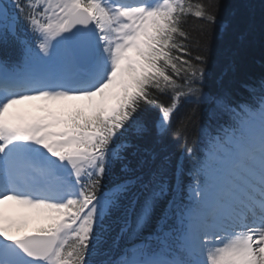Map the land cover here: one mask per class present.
Wrapping results in <instances>:
<instances>
[{
  "label": "snow or ice",
  "instance_id": "snow-or-ice-1",
  "mask_svg": "<svg viewBox=\"0 0 264 264\" xmlns=\"http://www.w3.org/2000/svg\"><path fill=\"white\" fill-rule=\"evenodd\" d=\"M7 201L0 264H264V0H0Z\"/></svg>",
  "mask_w": 264,
  "mask_h": 264
},
{
  "label": "trees",
  "instance_id": "trees-1",
  "mask_svg": "<svg viewBox=\"0 0 264 264\" xmlns=\"http://www.w3.org/2000/svg\"><path fill=\"white\" fill-rule=\"evenodd\" d=\"M193 3L197 2V0H192ZM202 2V0H201ZM224 4H225V9L226 10H230L232 9L235 5L239 4L241 2V0H223ZM254 2L258 5L260 3V0H254ZM189 31H192V21H191V18H190V23L189 25L187 26ZM255 61H256V64H255V70L256 71H259V63H260V55H259V52L257 51L255 54ZM78 100H69L67 103H62V102H48V106L50 108H52L53 111L59 113V114H67L68 112H72V111H75L76 109H79L78 107H75L74 104L77 103ZM65 107V110H63L62 108ZM197 134V131H196V127L194 126L193 129L191 130L190 132V138H194ZM200 147V152L203 154L204 150L206 147H208V141L205 140L203 144L199 145ZM174 151L176 152L177 155H180V148H179V142L177 144L174 145ZM185 166L187 168H191L192 167V164L190 161H185ZM48 221V220H47ZM49 223L51 221H48ZM48 222H38V223H35V225H47Z\"/></svg>",
  "mask_w": 264,
  "mask_h": 264
},
{
  "label": "rangeland",
  "instance_id": "rangeland-1",
  "mask_svg": "<svg viewBox=\"0 0 264 264\" xmlns=\"http://www.w3.org/2000/svg\"><path fill=\"white\" fill-rule=\"evenodd\" d=\"M99 100H100V97H96L92 101H88V100H80V101H81V105L83 106V108L88 110L90 105L98 103ZM26 104L28 106H30V104H34V103L32 101H29V102H25L24 104H21V105H26ZM14 109H18V106H16V108H14ZM14 109H12V110H14ZM29 114L31 115L30 108L22 110L20 112V115H23V116H26V117H28ZM1 207L6 212V215H7L6 217H8L10 219H13L15 216H18L22 220L24 215H29L32 212H34V213H32L34 215L35 214H39L40 215V213L42 212V210H39V211L38 210H33V209L28 208L25 205H21V204L15 202V201H7L4 205L0 206V208ZM23 227H26V228H24V230H30V231L32 230L31 226H28V223H26Z\"/></svg>",
  "mask_w": 264,
  "mask_h": 264
}]
</instances>
